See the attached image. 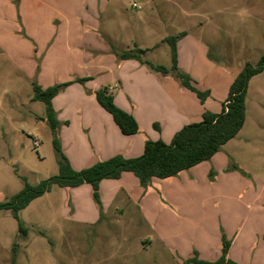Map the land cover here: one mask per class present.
Returning <instances> with one entry per match:
<instances>
[{"label": "crops", "instance_id": "obj_1", "mask_svg": "<svg viewBox=\"0 0 264 264\" xmlns=\"http://www.w3.org/2000/svg\"><path fill=\"white\" fill-rule=\"evenodd\" d=\"M121 5L122 0H0V74L8 80L17 76L33 89L35 84L43 90L64 86L52 104L63 153L77 171L116 155L140 157L148 140L170 144L184 126L200 122L205 111L220 113L227 101L212 109L172 75L123 59L131 49L108 32L106 16L110 6ZM106 86L116 105L137 120L138 134H123L99 105L96 92ZM29 101L39 102L33 96ZM30 112L48 123L42 112ZM237 165L219 151L209 161L147 186L125 172L100 183V204L88 184L66 189L67 194L62 190L72 223L96 237L83 246L85 264H146L139 257L143 252L154 255L147 264H187L195 255L216 261L224 239L230 242L228 259L264 264V181L256 178L252 189L251 177L238 175ZM127 212L139 217L134 219L147 229V237L134 246L102 241L104 232L118 230L122 236L125 229L140 228L135 222L131 228L123 225Z\"/></svg>", "mask_w": 264, "mask_h": 264}, {"label": "rangeland", "instance_id": "obj_2", "mask_svg": "<svg viewBox=\"0 0 264 264\" xmlns=\"http://www.w3.org/2000/svg\"><path fill=\"white\" fill-rule=\"evenodd\" d=\"M106 16L109 33L133 53L143 50L142 58L156 65L172 66L174 38L180 71L191 77L198 91L208 93L204 104L212 109L228 99L235 78L264 57V0H122L119 8L110 6ZM2 78L0 202L18 194L26 182L38 185L57 175L60 159L49 124L30 112L36 109L47 120L45 104L29 101L32 85L17 76L8 80L0 74ZM220 152L240 164L237 174L245 180L251 177L252 189L256 178L264 181V71L249 83L243 129ZM52 190L20 212L26 233L19 231L11 211L0 212V264H85L83 246L96 237L72 223V208L60 193L67 194L66 188ZM112 215L107 218L116 223ZM134 218L139 219L130 212L121 216L123 225L131 228L135 222L140 227ZM104 233L102 241H122L124 246L139 244L148 235L145 227L125 229L122 236L118 230ZM151 255L143 252L139 257L147 264Z\"/></svg>", "mask_w": 264, "mask_h": 264}, {"label": "trees", "instance_id": "obj_3", "mask_svg": "<svg viewBox=\"0 0 264 264\" xmlns=\"http://www.w3.org/2000/svg\"><path fill=\"white\" fill-rule=\"evenodd\" d=\"M171 39L172 66L156 65L144 60V51L137 49L124 52L123 59H135L146 65L151 71L161 73L164 76L172 75L180 80L188 90L196 93L202 103L207 92L196 89L191 77L180 71L178 67V53L176 41ZM264 71V57L260 64L253 68L247 66L234 80L230 93L220 113L205 111L202 120L184 126L173 138L170 144L163 141L148 140L144 153L140 157L126 158L116 155L108 160L83 170H75L67 157L62 152L59 138V122L53 108L52 100L60 93L64 86H54L43 90L37 84L34 85L33 101H40L46 107V119L55 136L54 145L60 155L59 173L38 185L26 182L25 187L12 198L0 202V212L11 211L19 223V231L26 233L20 221L19 214L34 200L51 192L53 187L72 189L88 184L93 189L94 199L100 204V183L106 179H120L123 173H133L140 184L147 186L153 179L166 180L178 176L203 162L209 161L223 146L237 137L246 123V98L248 86L253 77ZM99 105L113 118L116 125L125 135H136L140 132V126L133 115L118 107L114 94L108 86L100 88L96 92ZM158 128V125L155 126ZM230 242L223 240L222 255L216 261L200 260L197 255L187 260V264H237L227 258Z\"/></svg>", "mask_w": 264, "mask_h": 264}, {"label": "built area", "instance_id": "obj_4", "mask_svg": "<svg viewBox=\"0 0 264 264\" xmlns=\"http://www.w3.org/2000/svg\"><path fill=\"white\" fill-rule=\"evenodd\" d=\"M34 145L37 147L38 146V141H35L34 142Z\"/></svg>", "mask_w": 264, "mask_h": 264}]
</instances>
